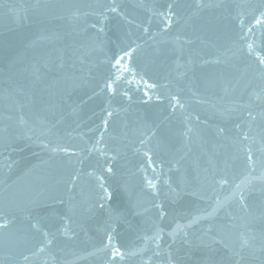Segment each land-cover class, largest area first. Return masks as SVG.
<instances>
[{
	"label": "water",
	"instance_id": "1",
	"mask_svg": "<svg viewBox=\"0 0 264 264\" xmlns=\"http://www.w3.org/2000/svg\"><path fill=\"white\" fill-rule=\"evenodd\" d=\"M199 4L0 0V264H264V0Z\"/></svg>",
	"mask_w": 264,
	"mask_h": 264
},
{
	"label": "snow or ice",
	"instance_id": "2",
	"mask_svg": "<svg viewBox=\"0 0 264 264\" xmlns=\"http://www.w3.org/2000/svg\"><path fill=\"white\" fill-rule=\"evenodd\" d=\"M198 6H201L199 4V0H198ZM172 7L173 6L171 4H169L168 5V10L166 12H162L161 13V15L165 18L166 27H170L171 26V16L173 15V13L171 12ZM108 10L113 12V13H116L118 11L117 7H115V6H110ZM260 17H264V12L260 13ZM260 17H257L255 19V23L257 25H260V24L264 23V20H262ZM105 19H106V17H105ZM145 31H147L146 28H145ZM248 31L251 32L252 29L249 28ZM247 49H248L249 53L251 54L254 51L253 43H251V42L247 43ZM132 51H134V49H130L128 51H123L122 50V54L114 56V62L112 63V67L115 69V72L113 73V78L109 79L106 82V85H105V87L108 89V91L110 93L115 92L114 84L117 81H119L120 79H122V73L128 72L130 70L129 69V65L127 63H125L124 60H125V57H130L131 56ZM255 56H256V59L258 60L259 66H260L259 74L262 77H264V55H261V53L256 52ZM128 83H133V81H128ZM145 83H147V82H145ZM147 86L150 87V88H155L156 87V85H154V84H147ZM124 95H127V93H124ZM145 95H147V93H145ZM172 100L176 101V104H178L180 107H183L182 104H179V99L176 96H173ZM173 106L175 107V105H173ZM107 115L111 116L112 112L109 111L107 113ZM104 124H105V128H106L107 127V121H105ZM237 127H239V126H237ZM101 139H102V135H101ZM244 139H248V137L245 135ZM96 143L99 144L100 140H97ZM59 150L63 151V152H67L68 151V149H66V148H60ZM94 150H96L95 146L93 148L89 149V151H94ZM52 151L55 152V151H57V149L53 148ZM248 151H249V154L247 155V160L249 162V165L251 166V165H253L254 161H253V157L251 155L250 149ZM262 151H264V149H262ZM101 155L104 156L106 154L104 152H101ZM145 155L148 156V153H145ZM113 159H114V157H113ZM149 162H150V166H151V158L150 157H149ZM106 171L108 173H112L113 169L111 167H108L106 169ZM72 179L75 180L76 177H73ZM96 179L99 182V188L102 190V192L105 194V196H107V198L110 200L111 199V194L109 193V189L105 186L104 177L101 175V176H97ZM145 181H146L147 187L152 189L153 191H155L156 185H155L154 181L148 179L147 177H145ZM220 183L223 184V183H226V181L222 180V181H220ZM237 187H239V185H237ZM105 196H101V200H103L105 198ZM99 207L102 210L107 211L109 215L113 214V210L112 209H105L104 203H100ZM155 207L160 208L161 205L156 204ZM116 214L119 215L118 212ZM160 215L162 217L164 215V213L161 211ZM0 227H6V223L4 225H0ZM33 227L35 228L36 225H33ZM180 227L181 226L177 225V229H174L173 232L170 233V235L175 236L176 232L180 229ZM61 231L66 233V230H64V229H62ZM160 231L161 230L159 228H157L156 232L154 233V236L148 237L147 239L158 241L159 238H160ZM45 236L47 237V233H45ZM108 240L109 241L112 240L111 234L108 235ZM48 243H51V240H49ZM105 248H107V245H105L104 248L98 249V251H104ZM40 251H43V248H41ZM128 254L129 255H134L135 253L133 252V253H128ZM117 257H119L120 260H123L124 257H125V253L121 252V250L119 248L113 247L112 250H111L110 260H115ZM25 259H27V257H25ZM200 264H213V261L211 260V258H207L206 260L200 262Z\"/></svg>",
	"mask_w": 264,
	"mask_h": 264
}]
</instances>
